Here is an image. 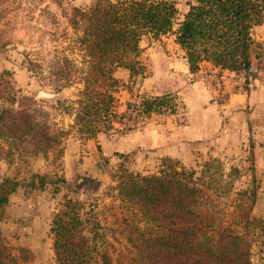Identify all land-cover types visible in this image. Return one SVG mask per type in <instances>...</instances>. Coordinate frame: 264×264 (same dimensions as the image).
I'll use <instances>...</instances> for the list:
<instances>
[{
    "label": "trees",
    "instance_id": "obj_1",
    "mask_svg": "<svg viewBox=\"0 0 264 264\" xmlns=\"http://www.w3.org/2000/svg\"><path fill=\"white\" fill-rule=\"evenodd\" d=\"M176 11L167 0H93L87 7L69 8L66 20L77 33L84 67L78 68L65 51L55 48L43 68L55 90L79 84L70 127L93 131L97 122L105 131L112 129L120 84L115 69L127 68L130 77L140 73L142 37L157 38L172 30ZM262 22L264 0H194L174 31L175 40L184 49L191 73L204 60L240 71L252 64L253 57H260L251 29ZM142 97L135 124H142L151 112L162 111L170 100L167 93ZM8 100L9 105L0 110V139L6 147L12 148L14 139H19L47 155L57 145L59 133H67L55 121L53 105H39L27 95ZM162 163L154 173L120 166L112 175L120 221L129 225V249L121 264H252L250 227L260 222L251 213L255 189L245 205L236 204L241 212L229 214L228 204L218 197L228 186H213L206 179H210L206 168L196 176L195 169L171 159ZM14 185L9 178L0 180V215ZM62 206L51 219L55 263L116 264L105 235L94 230L93 223H99L94 220L95 203L66 198ZM0 264H16L1 243Z\"/></svg>",
    "mask_w": 264,
    "mask_h": 264
},
{
    "label": "rangeland",
    "instance_id": "obj_2",
    "mask_svg": "<svg viewBox=\"0 0 264 264\" xmlns=\"http://www.w3.org/2000/svg\"><path fill=\"white\" fill-rule=\"evenodd\" d=\"M92 1L0 0V110L9 105L8 99L11 97L18 99L21 95H27L38 101L39 105L47 103L56 107L55 121L67 131L59 133L57 145L47 155L35 151L26 141L14 139L15 146L8 148L0 139V180L5 177L15 183L0 215V243L5 253L16 264H56L51 219L58 209L63 208L66 198H74L95 203L96 206L92 208L96 217L94 220L99 223H93L94 230L105 235L109 253L116 264H121L129 249L126 240L129 225L120 221L117 190L114 189L116 180L112 179V175L120 166L142 174L154 173L163 167L164 159H171L187 169H195L196 176L206 168L210 176V179H206L213 186L226 184V193L219 192L218 197L228 204L225 212L229 214L241 212L236 204L243 201L241 203L245 205L250 190L255 189L251 213L260 222L250 227L251 262L264 264V185L260 184L262 177L259 171H255L250 158V140L244 141L243 145L226 148L224 140L216 143L208 135L201 138L190 136L171 151L166 145L164 150L161 147H147L144 135L140 133H109L112 129L124 132L139 126L140 122L134 123L137 111L130 116V105L120 111L118 102L131 104L133 99L146 95L138 92L136 77L149 75L145 64L149 52H164L170 56L184 52L175 40L174 31L188 10L189 3L194 0H167L172 1L177 10L172 30L157 38L144 35L138 54L141 72L129 76L127 81L115 76L120 84L113 103H117V106L112 108L117 113L116 117H112V129L105 131L97 122L93 131H77L78 125L70 127L79 84L55 90L48 83L47 71L43 67L55 48L65 51L78 68L84 67L76 42L77 33L68 25L66 14L71 6L87 7ZM257 25L252 28L255 29ZM254 40L257 43L255 52L261 54L258 58H252V64L263 73L264 41ZM204 61L199 63L196 73H191L188 81H200L198 78L206 75L204 72L198 73ZM210 73L213 75L211 82L214 83L221 72L216 70ZM235 79L241 82L239 78ZM40 91L51 95H42ZM126 91L132 95L128 101L124 96ZM174 99L175 96L171 94L169 103L162 110H173ZM170 151L175 153L170 154ZM97 160L103 163L104 175L92 165ZM43 175L44 179H41ZM89 215L92 220V214ZM91 220L88 225H92Z\"/></svg>",
    "mask_w": 264,
    "mask_h": 264
},
{
    "label": "crops",
    "instance_id": "obj_3",
    "mask_svg": "<svg viewBox=\"0 0 264 264\" xmlns=\"http://www.w3.org/2000/svg\"><path fill=\"white\" fill-rule=\"evenodd\" d=\"M254 28L251 29L252 37L264 41V22ZM180 52L173 56L149 52L145 60L149 75L136 77L139 93L174 95L173 110L151 112L142 124L131 130L112 129L109 133H140L144 135L147 147L164 150L166 145L171 151L190 136L201 138L208 135L216 143L224 140L226 148L250 140V158L255 171H259L262 177L260 184L264 185V85L241 83L230 77L227 69L206 61L201 63L198 73L208 75L219 70V79L211 82L209 87L204 82H201L204 86L201 85L198 80L188 81L191 72L184 52ZM202 68L209 70L208 73ZM114 75L127 81L129 71L118 67ZM124 96L126 101L132 97L128 91ZM118 105H114L118 110L126 109V102L121 104L119 101Z\"/></svg>",
    "mask_w": 264,
    "mask_h": 264
},
{
    "label": "built area",
    "instance_id": "obj_4",
    "mask_svg": "<svg viewBox=\"0 0 264 264\" xmlns=\"http://www.w3.org/2000/svg\"><path fill=\"white\" fill-rule=\"evenodd\" d=\"M227 73L230 77H237L241 82L248 85H264V72L258 71L257 67L253 64L248 65L247 67L241 69L240 71L228 70ZM191 76V75H190ZM201 82H204L206 87L210 86L211 81L213 80V75H203L198 78ZM143 97L138 99H133L130 107H128V112L131 116L133 112L137 111V106L141 102Z\"/></svg>",
    "mask_w": 264,
    "mask_h": 264
},
{
    "label": "water",
    "instance_id": "obj_5",
    "mask_svg": "<svg viewBox=\"0 0 264 264\" xmlns=\"http://www.w3.org/2000/svg\"><path fill=\"white\" fill-rule=\"evenodd\" d=\"M39 93L42 94V95H45V96H50V95H51V94H49V93H45V92H42V91H40ZM92 165H93V167H94L95 169H97L102 175H104V173H105V169H104L103 163H102L100 160L95 161L94 163H92Z\"/></svg>",
    "mask_w": 264,
    "mask_h": 264
}]
</instances>
